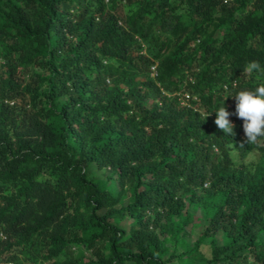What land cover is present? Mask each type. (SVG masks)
<instances>
[{
	"label": "trees",
	"instance_id": "16d2710c",
	"mask_svg": "<svg viewBox=\"0 0 264 264\" xmlns=\"http://www.w3.org/2000/svg\"><path fill=\"white\" fill-rule=\"evenodd\" d=\"M249 62L264 0H0V264H264V138L226 97Z\"/></svg>",
	"mask_w": 264,
	"mask_h": 264
},
{
	"label": "clouds",
	"instance_id": "9594fccd",
	"mask_svg": "<svg viewBox=\"0 0 264 264\" xmlns=\"http://www.w3.org/2000/svg\"><path fill=\"white\" fill-rule=\"evenodd\" d=\"M108 1V0H107ZM264 70L257 62H249L243 73H255ZM156 75V65H152L151 74ZM183 103H187L188 92H184ZM226 97L235 98V115L243 120V130L247 143H256L258 139L264 138V84H257L253 88H241L235 93ZM223 102L213 110L207 112L204 119L212 112H215V123L225 135L233 133L234 124L229 120L230 112L226 109ZM7 264H14L13 262Z\"/></svg>",
	"mask_w": 264,
	"mask_h": 264
},
{
	"label": "rangeland",
	"instance_id": "374dc122",
	"mask_svg": "<svg viewBox=\"0 0 264 264\" xmlns=\"http://www.w3.org/2000/svg\"><path fill=\"white\" fill-rule=\"evenodd\" d=\"M151 76L154 77V73L151 74ZM240 160V159H238ZM203 210H205L203 208ZM203 210L197 207H194V212L189 213V217L187 218L186 223L188 225L191 226V228L189 229V233L186 232V230H182L180 231L179 234V239L176 242L177 245V251H184L189 249L190 247L194 246L197 237H198V233H199V229L202 227V223H203ZM126 218L122 219L121 223H125L128 221L127 216H125ZM177 218V217H176ZM180 219H179V223H180ZM183 226H181L182 228ZM214 236L218 237L219 240H221V235H222V231H216L213 233ZM209 238H207V240L205 241V243L200 247V250L204 252V254L208 255L210 254L211 251V246L209 243ZM171 252V250H170ZM173 261L175 263L180 261V258L178 256H176L175 258H173Z\"/></svg>",
	"mask_w": 264,
	"mask_h": 264
}]
</instances>
